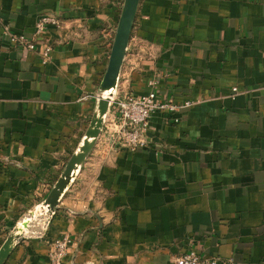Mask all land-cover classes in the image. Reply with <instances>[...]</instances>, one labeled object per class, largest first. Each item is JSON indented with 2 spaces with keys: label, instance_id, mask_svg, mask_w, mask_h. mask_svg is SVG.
Instances as JSON below:
<instances>
[{
  "label": "crops",
  "instance_id": "crops-1",
  "mask_svg": "<svg viewBox=\"0 0 264 264\" xmlns=\"http://www.w3.org/2000/svg\"><path fill=\"white\" fill-rule=\"evenodd\" d=\"M122 1L0 0V239L84 132ZM42 15L61 26L36 49L3 34L31 39ZM155 78L175 108L151 113L147 146L91 151L44 237L5 264H48L64 235L63 264H173L191 249L264 264V0H140L117 91Z\"/></svg>",
  "mask_w": 264,
  "mask_h": 264
},
{
  "label": "water",
  "instance_id": "water-1",
  "mask_svg": "<svg viewBox=\"0 0 264 264\" xmlns=\"http://www.w3.org/2000/svg\"><path fill=\"white\" fill-rule=\"evenodd\" d=\"M140 0H123L114 30L108 60L96 89L95 102L75 147L52 182L46 195L14 223L0 244V264L24 240L44 237L60 201L70 189L102 131L110 104L117 92L121 68Z\"/></svg>",
  "mask_w": 264,
  "mask_h": 264
},
{
  "label": "built area",
  "instance_id": "built-area-1",
  "mask_svg": "<svg viewBox=\"0 0 264 264\" xmlns=\"http://www.w3.org/2000/svg\"><path fill=\"white\" fill-rule=\"evenodd\" d=\"M47 25L61 26V22L55 16L42 15L36 20L31 39L25 35H14L3 29V34L8 37L14 45L25 49H36V38L43 32ZM52 46L45 43L43 49L39 52L42 63H46ZM158 79L148 81V90L141 95H134L125 90L117 91L110 104V110L107 113L102 131L93 148L94 155L104 157L107 151L113 150L116 146H123L131 151L139 148H145L147 141L144 133L147 130L149 118L153 111L157 109L174 110L168 101H156L154 87L158 84ZM190 105L185 102L184 106ZM174 121L177 122L175 118ZM69 237L64 235L56 241L49 244L48 264H63V257L66 254ZM173 264H230L227 259L217 257H202L194 250H189L177 258Z\"/></svg>",
  "mask_w": 264,
  "mask_h": 264
},
{
  "label": "trees",
  "instance_id": "trees-1",
  "mask_svg": "<svg viewBox=\"0 0 264 264\" xmlns=\"http://www.w3.org/2000/svg\"><path fill=\"white\" fill-rule=\"evenodd\" d=\"M2 240H3V239H0V244H1Z\"/></svg>",
  "mask_w": 264,
  "mask_h": 264
}]
</instances>
